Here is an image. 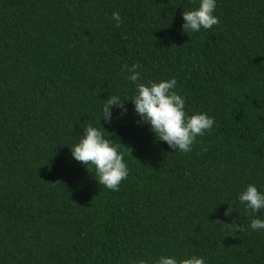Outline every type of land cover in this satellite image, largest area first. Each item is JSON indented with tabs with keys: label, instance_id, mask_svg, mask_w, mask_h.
<instances>
[{
	"label": "trees",
	"instance_id": "16d2710c",
	"mask_svg": "<svg viewBox=\"0 0 264 264\" xmlns=\"http://www.w3.org/2000/svg\"><path fill=\"white\" fill-rule=\"evenodd\" d=\"M195 6L0 0V264H154L192 254L264 264V230L248 227L237 200L247 184L264 191V0H217V25L183 30L182 12ZM134 63L141 82L175 78L186 111L214 118L190 152L136 123L124 68ZM108 94L127 109L113 107L111 124L100 120ZM89 123L124 154L118 191L71 157ZM233 220L241 231L223 226Z\"/></svg>",
	"mask_w": 264,
	"mask_h": 264
},
{
	"label": "clouds",
	"instance_id": "9594fccd",
	"mask_svg": "<svg viewBox=\"0 0 264 264\" xmlns=\"http://www.w3.org/2000/svg\"><path fill=\"white\" fill-rule=\"evenodd\" d=\"M196 6L182 12V28L191 32H200L201 29L208 30L219 23L218 17L214 14L217 7V0H195ZM112 20L115 26L122 22L120 13L114 11ZM126 79L135 85L133 97L130 101L133 104V113L138 125H146L159 141L166 143L174 151L188 153L192 150L197 137L210 132L214 126V118L206 112L186 111L185 98L175 89L177 81L175 78L143 80L139 65L132 64L124 66ZM103 100L101 107V118L105 124L113 121L112 108L121 110L124 115L127 109L124 107L122 96L119 94H108ZM129 101V100H127ZM100 125L92 123L83 127L76 142L70 147L71 157L83 165L89 172L93 173L99 185L105 188L118 191L122 180L128 177L129 169L124 159L123 152L118 150ZM92 169V171L89 170ZM239 204L249 214L248 227L253 231L264 230V218L256 215L264 210V191L258 189L255 184H247L237 196ZM233 212L227 207L225 216ZM234 231H241L242 225L233 220L230 224L223 225ZM140 264H145L141 261ZM154 264H206L203 256L192 254L183 258L173 255H160Z\"/></svg>",
	"mask_w": 264,
	"mask_h": 264
}]
</instances>
